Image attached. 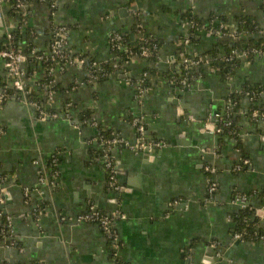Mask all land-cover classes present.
Segmentation results:
<instances>
[{
    "label": "crops",
    "instance_id": "1",
    "mask_svg": "<svg viewBox=\"0 0 264 264\" xmlns=\"http://www.w3.org/2000/svg\"><path fill=\"white\" fill-rule=\"evenodd\" d=\"M26 9L36 50L48 52L53 27L66 26L70 53L96 62L105 77L92 80L76 67L55 70L56 89L50 98L45 91L41 108L12 94L0 104V222L10 220L0 264H264V240L232 239L242 209L236 194L246 196L264 224V56L239 52L230 72L211 59L182 87L169 62L208 51L226 56L225 37L194 32L187 11L204 24L215 18L231 31L244 30L240 51L247 36H264V0H28ZM16 19L3 9L1 36ZM136 24L141 32L132 31ZM118 31L133 40L158 39L156 59L126 56L112 68L119 56L109 38ZM36 68L25 83L39 94L45 75ZM9 82L0 58V92L12 88ZM246 83L261 88L258 100L231 97ZM138 85L147 88L141 97ZM255 108L260 114L252 117ZM227 110L236 137L215 131L212 116ZM137 116L146 137L165 146H113L119 189L112 190L96 139L109 131L133 143ZM53 158L55 186L48 182ZM243 158L249 164L235 170ZM210 180L217 186L212 195ZM90 204L109 218L117 249L97 223L76 220Z\"/></svg>",
    "mask_w": 264,
    "mask_h": 264
},
{
    "label": "built area",
    "instance_id": "2",
    "mask_svg": "<svg viewBox=\"0 0 264 264\" xmlns=\"http://www.w3.org/2000/svg\"><path fill=\"white\" fill-rule=\"evenodd\" d=\"M28 0H0V20L3 17V9L7 8L8 12L11 15L14 16H20L21 18L16 19V24L12 25L8 28V30L5 32L4 35V46L0 49V58L3 60L4 67L7 70V75L9 78V84L12 86V88L20 94V98L25 99L28 101V93H30V90L26 86L25 78H26V70L29 68L26 67L25 64L31 63L33 61V65L37 64H44L47 65V73L49 75H52V73L55 70L65 71L67 68L70 67H76L79 69H86L89 73V78L92 80L97 79L102 73L100 66L96 62H86L83 58H80L78 56H73L70 51L67 48V27L66 26H54L52 29V39L49 44L48 52H41L39 54H36V49H32L31 53L33 54L32 58L27 59V55L25 52L15 49L13 46L10 45V39L12 38V32L17 28H23L25 27L27 17H29V12L26 9V2ZM54 2V0H51ZM192 29L194 32H201L205 29L204 26L202 27H195L194 24L191 23ZM209 32H211L213 35L217 37H229L232 36L233 31L229 30L225 23L219 19H211L209 23V28L205 29ZM264 34V33H263ZM143 39V38H141ZM189 41V38H185L184 42L187 43ZM122 36L121 33H113L109 38V46L111 48V51L114 53L120 48H122ZM131 46L126 47V51L129 53V58L132 56H138L141 58H149V56L153 52H157L158 48L156 44H152L151 46H147L145 44L139 45L138 52H134L131 49ZM239 52L242 53V55L249 58V56H264V42L261 43L258 47H249L247 50H236L235 48L231 50V55L226 56L223 58L224 61H232L235 57H240ZM170 63L177 66L179 73H181V77L178 80V83L181 84V86H186V71L191 67H197L200 64L206 65L208 63H211V58L208 56H189V55H181L178 58H172ZM87 63V64H86ZM180 75V74H179ZM52 82V81H51ZM175 84V81H174ZM50 85V83H49ZM147 91V88L143 85L137 86V97H141L145 92ZM242 92V91H241ZM243 95H246L248 98L253 99L252 95H249L248 92H242ZM47 96L48 98L51 97V89H47ZM6 95L4 91L0 92V104L6 100ZM29 103L35 105L38 109L41 108L38 102L36 101H28ZM260 114L258 109H252L251 110V116L256 117ZM56 114H52V116H55ZM214 120L217 122V126L215 131L218 133H221L223 128H228L233 124L232 119L229 117L228 110L223 115L215 114L212 116ZM132 124L135 126L137 131V137L136 140L133 143H129L122 138H119L118 136H111L110 138H103V136H99L96 140L99 144L102 145L103 148V154H101L100 158L102 160L103 166L105 170L107 171V183L108 186L112 190H118L119 186L116 183V168L113 161V158L111 156L110 151L112 150L113 146H116L117 144H121L127 147H130L131 149L135 151H151L155 149H161L165 146V143L160 140H154L149 139L145 135V125L143 124V121L140 117H133L131 120ZM94 124V123H93ZM249 162L247 159L243 158L240 160L239 163L235 166V170H240L243 165H248ZM57 161L56 159H52L51 161V168H49V175L50 178L48 179V182L51 186H55V178L57 177ZM205 170L210 171L211 168L205 167ZM40 181L43 182L44 178L41 177ZM217 190L216 183L214 181H209L207 185V192L209 195H212ZM235 199L241 203V208L248 207L247 198L243 194H236ZM3 202V197L0 195V203ZM76 220L78 222L86 221V222H95L99 225L101 230L104 232V234L109 238L112 243L113 247L115 249L118 248V237L116 236V233L114 229L111 227V222L109 218L104 215L101 211H99L94 205H88L87 210L83 213H80ZM5 222L7 225H9L10 220L8 216H5ZM1 232L3 234H7V230L2 229ZM10 239V237H8ZM232 239L234 241H240L241 239V233L235 232L233 233ZM260 240H264V234L259 236ZM115 255V254H114Z\"/></svg>",
    "mask_w": 264,
    "mask_h": 264
},
{
    "label": "trees",
    "instance_id": "3",
    "mask_svg": "<svg viewBox=\"0 0 264 264\" xmlns=\"http://www.w3.org/2000/svg\"><path fill=\"white\" fill-rule=\"evenodd\" d=\"M186 17H187V20L190 23L194 24L195 27L204 26L205 29L209 28V21L204 24L201 20L197 19V17L195 15L189 14L188 11L186 13ZM18 18L20 19L21 17L18 16L17 19ZM241 25H243V26L245 25L244 21H241ZM134 30H138L139 32H141L142 28L138 27V24H136L133 27L132 31H134ZM243 31L244 30H241V28L238 27L237 30L233 31L232 36L224 38V39L227 40V42L229 44L228 45L229 47L225 51V55L226 56L231 55V50L232 49H234V48L236 50L240 49V47H239L240 45H238V44L244 38ZM22 32H24V36H25V47H24V49L19 48V42L21 41V39L23 37ZM116 33H121L123 46H122V48H120L119 50H117L115 52L119 56V59L115 61V63L113 64L112 68H114L126 56L127 57L130 56L129 53L126 51V47L127 46H131L132 47L131 48L132 51H134L136 53V52H138L139 45H141V44H145L147 46H151L152 44L155 43L156 46L160 45L158 39H156L155 37H153L151 35H148V34H143L142 37H139V38H136L135 40H133L132 37L129 34H127L126 32L124 33V32L118 31ZM191 35L193 37L196 36V34H193V33H191L190 36ZM141 38H143V39H141ZM263 42H264V36L257 37V38H255L253 35L250 36V37L247 36L246 37V45L244 47V50H247L249 47H258ZM10 45L13 46L15 49H19V50L25 52L26 55H27V59L33 57V54L31 53V50L33 48L35 49V47H34V45L32 43V29L30 28L29 17H27L25 27L17 28V29H15L12 32V38L10 39ZM3 46H4V36L0 35V49ZM237 46L239 48H237ZM35 53L39 54V53H41V51L36 50ZM156 55H157V53L153 52L149 56V58L147 60L154 61L156 59V57H157ZM215 55L216 54L214 52L208 51V52H205L204 54H201L200 56H208V57H210L211 59L214 60L213 61L214 65L219 66L222 69V71L225 69L226 72H230L232 70V68H234L235 65L238 62V58H236V57L232 61H224L223 59H221L219 57L217 59L215 57ZM212 56H213V58H212ZM249 57H252V56H249ZM46 63H44V64H40L39 63V65L37 66V68H41V67L43 68L44 75H45V78L41 80L42 83L39 84V85H41L40 86V90H38L40 93L36 94L34 92H30V93L27 94L28 95L27 96L28 97V99H27L28 101L29 100L30 101H36L41 106H44L42 102H43V97H46V95H44V94H45V91L48 89V86H49V89H53V90L56 89V86L54 84H50L49 85V83H51V81H52V78H51L52 76L47 73L48 71H47V68H46L47 67ZM35 65H37V64L33 65V61H32L31 64L29 65V68L25 72L26 76L31 74V72L33 70L32 68H36ZM103 66L105 67V69H107V71L112 69L106 63ZM37 68H36V70H37ZM201 68H202V65L200 64L199 66L191 67V68H189L186 71V77H187L186 82H187V84L192 81L193 77H195L198 74H200ZM103 72H104V70H103ZM104 77H105V75L101 74L98 78L102 79ZM180 77H181V73L177 77V80H175V83H177V85H181V84L178 83V80L180 79ZM180 87H182V86H180ZM241 88H242V92H248L249 95L253 96V98H257V94L260 93V89H261L259 86L249 85V83L244 84ZM4 90H5L4 91L5 95L7 97L10 94L14 95L17 98L21 97L20 94L18 93V91L14 90L13 88H10V87L9 88H4ZM242 92L231 94V97L233 99L237 100L238 97L241 96L240 94H242ZM39 95H41V96H39ZM257 100H258V98H257ZM233 130H234V124H232L228 128H223V130L221 132V135L224 136L226 134L228 135L231 132L233 133ZM101 134L103 135V138H110L111 136H113V134L110 133L109 131H106V132L101 131ZM234 135L236 137V133ZM103 152H104L103 148L99 149V155L100 156H101V154H103ZM57 159L59 160L58 157H57ZM49 165H50V163H49ZM253 212H254V210L251 207L248 206L246 208H242L239 211V213H238L239 215L235 217V221L237 222V224H236V229H235L234 233L235 232L241 233V239L242 240H248V241L249 240H259V236L264 234V224L261 225L259 223L257 217L255 215H253ZM2 229H5V230L8 229V225H7V223L5 221H2V223L0 222V239L4 238V236L7 235V234H3L1 232ZM115 263L119 264L117 260L115 261Z\"/></svg>",
    "mask_w": 264,
    "mask_h": 264
},
{
    "label": "water",
    "instance_id": "4",
    "mask_svg": "<svg viewBox=\"0 0 264 264\" xmlns=\"http://www.w3.org/2000/svg\"><path fill=\"white\" fill-rule=\"evenodd\" d=\"M7 197H8V195L7 194H5V199L7 200ZM4 205V204H3Z\"/></svg>",
    "mask_w": 264,
    "mask_h": 264
}]
</instances>
